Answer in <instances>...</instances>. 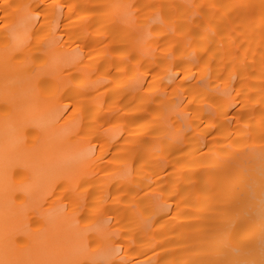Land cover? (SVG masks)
I'll use <instances>...</instances> for the list:
<instances>
[{
    "label": "bare ground",
    "instance_id": "obj_1",
    "mask_svg": "<svg viewBox=\"0 0 264 264\" xmlns=\"http://www.w3.org/2000/svg\"><path fill=\"white\" fill-rule=\"evenodd\" d=\"M0 264H264V0H0Z\"/></svg>",
    "mask_w": 264,
    "mask_h": 264
}]
</instances>
